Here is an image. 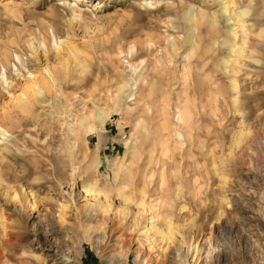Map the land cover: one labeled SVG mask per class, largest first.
I'll return each mask as SVG.
<instances>
[{
  "label": "rangeland",
  "instance_id": "obj_1",
  "mask_svg": "<svg viewBox=\"0 0 264 264\" xmlns=\"http://www.w3.org/2000/svg\"><path fill=\"white\" fill-rule=\"evenodd\" d=\"M233 2L0 0V264H134L153 221L264 264V0Z\"/></svg>",
  "mask_w": 264,
  "mask_h": 264
},
{
  "label": "bare ground",
  "instance_id": "obj_2",
  "mask_svg": "<svg viewBox=\"0 0 264 264\" xmlns=\"http://www.w3.org/2000/svg\"><path fill=\"white\" fill-rule=\"evenodd\" d=\"M229 1L231 4L234 3L233 0H229ZM224 12L225 13L227 12L226 8H224ZM246 15H248L247 9L243 10L239 15H235V21H236V24L238 26V30H239V32H243V33L239 34V36L242 37V40L240 43H239V41H237L235 43V39L237 38V36H236V34H234L233 40H230V42L227 41L225 47L228 48V50L230 52L229 54H233L236 56L237 54H240L239 50H241L242 48L248 47V42L246 41V39H244V35L248 34V30H247L246 24H245V16ZM232 33H233V31H232ZM229 63H232V61H230ZM139 78L142 80L146 79L143 76H141ZM35 87L37 88L35 95H40L44 92V89L40 85L36 84ZM146 87H150L149 83H146ZM231 87L233 89L232 91H234L238 87V84H237L235 78L231 79ZM234 102H236V100ZM18 107L20 109H22L24 112H28V109H29L28 105H24V106L18 105ZM179 115H181V114H179ZM0 134L5 135V132L2 128H0ZM105 201L109 202L107 200V198L105 199ZM129 202H130V200H129ZM143 210H146L149 212L153 211L152 207H150V206L149 207L144 206ZM153 218H151V219H153ZM115 221H116V218L111 217V215L106 219L107 227H106L105 232H104L105 238L108 237L107 236V229L109 228V225L115 226L116 225ZM154 222L155 221L151 222L149 224V228H147L145 231V234L147 235V240L150 241V243H151L150 247H149V251L137 250V254H136V258L134 260V264H160L150 253L151 250L156 249V247H157L156 237L158 235H160L163 240L165 239L166 241H168L171 245V247H169L165 250V257H164V259H162L163 264H199L200 262L201 263L203 262V264H212V260L215 257V244L212 240H208L204 243H200L197 241L193 247V250H192L194 253L191 254L190 248L192 246H191L189 240L187 239L188 234L190 232V231H188L186 233L187 237L185 235H182L184 243L188 246V250L186 252H184L182 245H180L179 240L177 239V236H176L174 230H172L170 225L167 228L166 233L157 232V234H154V235L152 234L149 237V232L152 229L151 227H152V224ZM162 239H161V242H162ZM127 240H128V243H126V244L128 245V244H130L131 240L129 238H127ZM153 243H154V245H153ZM158 250H159V248H158ZM130 253H131L130 249H128V250L126 249L125 252L122 254V257H121L119 263H115V264H129Z\"/></svg>",
  "mask_w": 264,
  "mask_h": 264
}]
</instances>
